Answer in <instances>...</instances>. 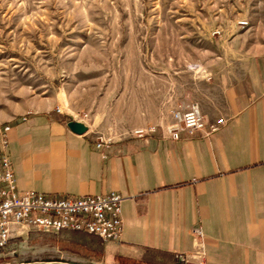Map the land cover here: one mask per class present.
Returning <instances> with one entry per match:
<instances>
[{
  "label": "rangeland",
  "instance_id": "rangeland-1",
  "mask_svg": "<svg viewBox=\"0 0 264 264\" xmlns=\"http://www.w3.org/2000/svg\"><path fill=\"white\" fill-rule=\"evenodd\" d=\"M259 73L264 0H0V128L53 110L115 141L170 128L193 106L224 126L233 93ZM105 243L31 232L0 264H174L152 252L118 260Z\"/></svg>",
  "mask_w": 264,
  "mask_h": 264
},
{
  "label": "crops",
  "instance_id": "crops-1",
  "mask_svg": "<svg viewBox=\"0 0 264 264\" xmlns=\"http://www.w3.org/2000/svg\"><path fill=\"white\" fill-rule=\"evenodd\" d=\"M252 89L233 93L226 124L209 139H174L163 126L98 149L99 137L71 132L59 112L17 117L9 156L18 190L122 195L121 241L105 243L113 258L152 252L175 264L200 249L193 230L201 228L207 264H264V75Z\"/></svg>",
  "mask_w": 264,
  "mask_h": 264
},
{
  "label": "built area",
  "instance_id": "built-area-1",
  "mask_svg": "<svg viewBox=\"0 0 264 264\" xmlns=\"http://www.w3.org/2000/svg\"><path fill=\"white\" fill-rule=\"evenodd\" d=\"M169 133L178 139L182 132L190 136L211 137L223 121L207 125L198 106L174 113ZM11 128H0V253L31 232L60 234L72 232L98 238L103 242H120L123 232L124 197L117 192L77 198H56L33 190L19 191L17 177L9 156ZM155 128L139 129L136 137L144 138ZM110 141L99 138L97 148ZM200 249L194 255L179 254L178 264H207L204 233L193 230Z\"/></svg>",
  "mask_w": 264,
  "mask_h": 264
},
{
  "label": "water",
  "instance_id": "water-1",
  "mask_svg": "<svg viewBox=\"0 0 264 264\" xmlns=\"http://www.w3.org/2000/svg\"><path fill=\"white\" fill-rule=\"evenodd\" d=\"M67 126L71 132L77 135H84L89 131L87 125L76 120H72L68 122ZM24 264H74V263L56 260V261H39V262L24 263Z\"/></svg>",
  "mask_w": 264,
  "mask_h": 264
},
{
  "label": "trees",
  "instance_id": "trees-1",
  "mask_svg": "<svg viewBox=\"0 0 264 264\" xmlns=\"http://www.w3.org/2000/svg\"><path fill=\"white\" fill-rule=\"evenodd\" d=\"M118 260H128V261H132L134 259H129V258H123V257H117Z\"/></svg>",
  "mask_w": 264,
  "mask_h": 264
},
{
  "label": "bare ground",
  "instance_id": "bare-ground-1",
  "mask_svg": "<svg viewBox=\"0 0 264 264\" xmlns=\"http://www.w3.org/2000/svg\"><path fill=\"white\" fill-rule=\"evenodd\" d=\"M4 128V127H3ZM5 128H9V127H5Z\"/></svg>",
  "mask_w": 264,
  "mask_h": 264
}]
</instances>
